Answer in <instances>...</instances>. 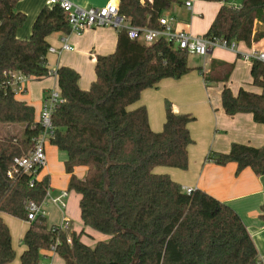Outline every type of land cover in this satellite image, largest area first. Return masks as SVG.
I'll use <instances>...</instances> for the list:
<instances>
[{
  "label": "trees",
  "instance_id": "trees-1",
  "mask_svg": "<svg viewBox=\"0 0 264 264\" xmlns=\"http://www.w3.org/2000/svg\"><path fill=\"white\" fill-rule=\"evenodd\" d=\"M20 0H0V79L20 71L34 79L56 75L61 101L52 112L51 144L67 153L68 190L81 195V218L109 236L89 246L84 231L70 220L49 226L44 214L28 220V200L41 205L50 188L48 175L36 178L17 169L14 158L29 153L44 131L35 109L17 98L10 86H0V213L30 221L24 235L26 249L20 264H40L41 250L56 246L65 264H264L240 215L229 205L201 189L191 193L157 166L187 169L188 146L193 143L190 113H177L165 100L166 119L161 131L149 124L146 106L129 109L141 92L164 78L179 79L192 70L190 53L160 38L148 42L131 39L119 30L115 52L97 57L96 79L88 90L79 86L80 74L69 66L49 68L47 38L70 31L66 12L46 5L38 13L31 35L17 36L26 14L16 9ZM119 12L136 26L159 27V18L175 0H119ZM222 2L203 37L244 41L264 38V0ZM261 11V26L255 21ZM233 64L212 61L203 72L207 85L224 83L222 106L227 115L251 113L264 124V62L253 60V85L261 92L227 85ZM207 159L218 165L237 164V173L251 168L264 174V145L233 143L228 152H211ZM86 168L84 178L75 168ZM12 172V176L9 172ZM41 171V169H40ZM38 172V174L40 173ZM264 219V209L260 214ZM70 239V242L68 241ZM16 252L11 231L0 216V264H13Z\"/></svg>",
  "mask_w": 264,
  "mask_h": 264
},
{
  "label": "crops",
  "instance_id": "crops-1",
  "mask_svg": "<svg viewBox=\"0 0 264 264\" xmlns=\"http://www.w3.org/2000/svg\"><path fill=\"white\" fill-rule=\"evenodd\" d=\"M70 1L88 8L104 6L110 0ZM188 1H191V6L187 5ZM242 1L231 0V4L240 6ZM222 4L207 0H175L163 15L171 19V25L175 30L203 36ZM46 5H48L47 0L18 2L16 9L24 12L27 17L23 26L17 30L19 38L26 39L31 35L34 21ZM260 12L255 21V31L262 23ZM118 36V29L106 26L87 29L82 33L56 32L47 38L50 46L60 48L62 39L67 37L74 49L59 53L48 52V66L53 70L60 66L74 68L80 74L79 86L88 90L96 79L97 57L115 52ZM253 46L264 50V38L251 45L240 41L237 43L238 51L217 47L205 57L198 56L202 59V64L191 62L189 65L192 70L181 78H164L156 87L143 90L140 99L129 106V109L146 106L149 124L154 131L163 129L166 119V99L172 102L175 112L190 113L195 117L188 124L193 138V143L188 146V168L157 166L154 171L169 174L184 189H201L232 207L243 220L264 263V219L260 217L264 209V174L257 175L251 168H245L237 173V164L234 162L218 165L207 159L211 152H228L233 143L253 147L264 145V124L256 122L251 113L227 115L221 99L224 83L207 85L203 77V72L209 70L212 61L231 63L234 68L227 85L233 93L236 94L240 88L260 93L261 88L253 85L252 61L242 59L239 54L249 51ZM54 89L59 91L56 75L42 79L30 77L25 84V92L17 95V98L32 105L36 120H39L45 98ZM45 152L46 164L38 178L41 179L46 175L50 178V188L41 204L48 225H61L65 220H70L74 230L84 231L81 239L85 244L94 246L98 241L107 240L108 235L84 224L79 206L81 195L74 190H68L69 174L65 169L67 153L51 144L49 139L45 141ZM75 174L81 179L84 178L86 168L83 166L75 168ZM63 191L68 192L66 197L68 202L66 203L65 198V207L54 201ZM0 216L11 231L12 245L16 252L13 264H20L21 255L27 248L22 240L30 226V221L4 212H1ZM79 220L83 226L79 224ZM90 240H93V245L90 244ZM40 264H65V261L56 250L43 249Z\"/></svg>",
  "mask_w": 264,
  "mask_h": 264
},
{
  "label": "built area",
  "instance_id": "built-area-1",
  "mask_svg": "<svg viewBox=\"0 0 264 264\" xmlns=\"http://www.w3.org/2000/svg\"><path fill=\"white\" fill-rule=\"evenodd\" d=\"M47 4H58L66 12L70 32L72 33H82L87 29L106 26L118 30L124 29L131 39L139 38L141 35L148 42L165 38L167 41L174 43L177 47L187 50L190 54H196L201 57L207 56L217 47L238 51L237 42L235 41L229 42L223 38H208L200 35H193L186 31L175 30L171 25V19L165 15L159 18V27H141L133 25L126 16L120 14L119 0H110L104 6L88 8L81 7L70 0H47ZM187 5L191 6V1H188ZM61 44L60 48L50 46L48 52L59 53L61 51L74 49L67 37L62 39ZM239 54L241 58L246 61L259 60L264 62V50H260L254 46L251 47L249 51L240 52ZM4 75L6 79H0V86L5 85L12 87L17 95L25 92V84L30 78L29 76L20 71H9L5 72ZM61 99L60 91L56 89L50 91L45 98L40 115V121L44 131L28 154L14 158V165L17 169L34 175V178L30 182L31 186H33L34 180L38 178L40 169L46 164L45 141L50 139L53 133L51 116L56 103L61 101ZM9 175L12 176L11 171ZM185 190L187 193H191L193 188H186ZM67 195L68 192L63 191L54 201L59 203L61 207H65V198ZM26 207L28 210V220H34L39 213L45 215L41 205L36 204L32 200L27 201ZM67 221L68 220H65L63 223ZM68 241L70 242V239ZM50 249L56 250V246L53 245Z\"/></svg>",
  "mask_w": 264,
  "mask_h": 264
},
{
  "label": "rangeland",
  "instance_id": "rangeland-1",
  "mask_svg": "<svg viewBox=\"0 0 264 264\" xmlns=\"http://www.w3.org/2000/svg\"><path fill=\"white\" fill-rule=\"evenodd\" d=\"M191 62L192 63H194V64H202V59L201 58H199L198 57V55H196V54H190L189 55V64H191ZM23 94V93H22ZM0 133H3V131H1V129H0ZM68 201H67V198H66V203H67ZM81 220H79L78 222H79V224H81L82 225V222H80ZM83 226V225H82ZM85 236H87L86 234H85ZM89 241V240H88ZM90 244H94V242H93V240H90Z\"/></svg>",
  "mask_w": 264,
  "mask_h": 264
},
{
  "label": "water",
  "instance_id": "water-1",
  "mask_svg": "<svg viewBox=\"0 0 264 264\" xmlns=\"http://www.w3.org/2000/svg\"><path fill=\"white\" fill-rule=\"evenodd\" d=\"M108 264H119L118 262H110Z\"/></svg>",
  "mask_w": 264,
  "mask_h": 264
}]
</instances>
